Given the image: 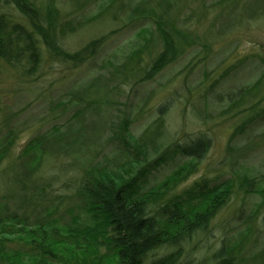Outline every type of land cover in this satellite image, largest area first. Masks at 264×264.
<instances>
[{
	"label": "rangeland",
	"instance_id": "1",
	"mask_svg": "<svg viewBox=\"0 0 264 264\" xmlns=\"http://www.w3.org/2000/svg\"><path fill=\"white\" fill-rule=\"evenodd\" d=\"M53 3L73 25L62 38L66 49L96 38L103 43L95 58L77 65L45 59L35 77L0 60V138L14 139L0 164V188L10 207L29 213L30 223L39 217L85 223L80 187L93 167L143 168L139 190L145 191L190 161L179 147L206 138L205 156L169 197L230 180L232 190L206 230L179 249L176 264H213L222 247L237 264H264V0ZM138 5L148 11L133 14ZM158 16L179 56L144 80L143 70L163 50ZM146 23L151 32L142 38ZM43 136V151L23 153Z\"/></svg>",
	"mask_w": 264,
	"mask_h": 264
},
{
	"label": "trees",
	"instance_id": "2",
	"mask_svg": "<svg viewBox=\"0 0 264 264\" xmlns=\"http://www.w3.org/2000/svg\"><path fill=\"white\" fill-rule=\"evenodd\" d=\"M53 2L43 6L33 0H0V60L24 78L35 77L45 59L77 65L95 58L102 47L103 39L96 38L76 51L66 49L62 38L73 25ZM132 10L133 14L148 11L141 5ZM156 18L163 50L143 70L144 80L152 79L179 56L178 42L168 24ZM150 27L143 25L139 35L146 37ZM140 51L134 54L140 56ZM128 126L126 122L123 128L130 135ZM47 137L32 139L23 153L43 151ZM122 137L123 145L129 147L127 138ZM13 143L10 135L0 138V164ZM209 143V139L197 137L179 147L190 161L145 191L139 190L143 168L134 173L128 167L102 170L96 165L80 187L88 219L85 223L76 220L72 227L40 217L30 223L29 213L10 207L0 188V264H176L179 249L192 235L206 230L232 190L230 180L205 188L197 184L195 189L169 197L168 192L195 171ZM132 154L133 161L140 163V152ZM34 206L39 210L41 203ZM14 244L18 247L13 248ZM168 248L175 250L154 257L158 250ZM213 258V264H237L224 247Z\"/></svg>",
	"mask_w": 264,
	"mask_h": 264
}]
</instances>
